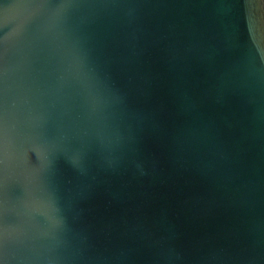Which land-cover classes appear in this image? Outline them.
<instances>
[{
  "label": "water",
  "instance_id": "95a60500",
  "mask_svg": "<svg viewBox=\"0 0 264 264\" xmlns=\"http://www.w3.org/2000/svg\"><path fill=\"white\" fill-rule=\"evenodd\" d=\"M0 264H264V0H0Z\"/></svg>",
  "mask_w": 264,
  "mask_h": 264
}]
</instances>
